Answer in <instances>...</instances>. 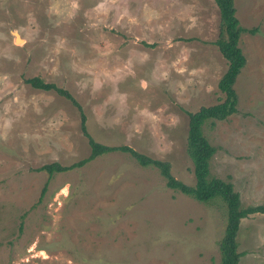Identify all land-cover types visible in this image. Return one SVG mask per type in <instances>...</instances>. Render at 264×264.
Instances as JSON below:
<instances>
[{
    "label": "rangeland",
    "instance_id": "374dc122",
    "mask_svg": "<svg viewBox=\"0 0 264 264\" xmlns=\"http://www.w3.org/2000/svg\"><path fill=\"white\" fill-rule=\"evenodd\" d=\"M246 63L237 112L208 120L209 175L264 205V0H233ZM214 0H0V264H219L220 200L168 188L128 153L87 158L89 135L169 163L192 185L187 112L220 102L227 68ZM12 31L21 41L16 42ZM237 264H264V213L240 221Z\"/></svg>",
    "mask_w": 264,
    "mask_h": 264
},
{
    "label": "trees",
    "instance_id": "16d2710c",
    "mask_svg": "<svg viewBox=\"0 0 264 264\" xmlns=\"http://www.w3.org/2000/svg\"><path fill=\"white\" fill-rule=\"evenodd\" d=\"M218 7L220 18V30L218 37L211 43L216 45L220 54L226 60L227 68L217 83L219 91L224 95L223 99L213 105L204 106L195 112H187L188 130L186 136V152L192 163L194 183L188 185L173 177L168 162L152 159L130 147H109L96 142L87 132L85 115L79 104L71 95L54 83L44 82L39 77H32L25 81L33 88L44 91H55L69 98L80 110V129L87 138L90 154L84 160L69 166L57 163L42 165L38 170H44L49 175L53 172H62L80 167L95 157L115 150L128 152L139 165L152 166L159 170L165 179V184L172 190L190 196L200 203H211L220 200L226 208V226L224 234L219 241V264H237L241 253L238 252L237 233L240 221L251 213H264V205L243 207L239 194L233 189L231 182L209 175V162L215 152V147L210 144L203 133V124L208 121H222L237 112V94L234 83L241 69L246 63L245 56L239 46L240 37L243 33L254 34L256 28H244L239 24L235 14L233 0H214Z\"/></svg>",
    "mask_w": 264,
    "mask_h": 264
},
{
    "label": "water",
    "instance_id": "95a60500",
    "mask_svg": "<svg viewBox=\"0 0 264 264\" xmlns=\"http://www.w3.org/2000/svg\"><path fill=\"white\" fill-rule=\"evenodd\" d=\"M13 35H14V39L16 42L21 41V38L19 36V34L17 33V31H12Z\"/></svg>",
    "mask_w": 264,
    "mask_h": 264
}]
</instances>
